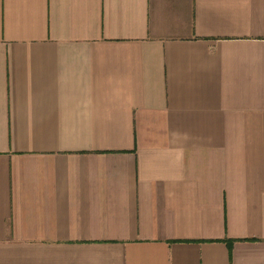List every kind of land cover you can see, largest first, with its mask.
I'll list each match as a JSON object with an SVG mask.
<instances>
[{"label": "crops", "instance_id": "obj_1", "mask_svg": "<svg viewBox=\"0 0 264 264\" xmlns=\"http://www.w3.org/2000/svg\"><path fill=\"white\" fill-rule=\"evenodd\" d=\"M0 264H264V0H0Z\"/></svg>", "mask_w": 264, "mask_h": 264}, {"label": "trees", "instance_id": "obj_2", "mask_svg": "<svg viewBox=\"0 0 264 264\" xmlns=\"http://www.w3.org/2000/svg\"><path fill=\"white\" fill-rule=\"evenodd\" d=\"M231 240L227 239V242H230Z\"/></svg>", "mask_w": 264, "mask_h": 264}]
</instances>
